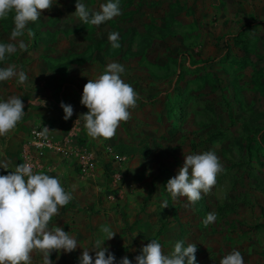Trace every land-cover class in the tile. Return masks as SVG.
Segmentation results:
<instances>
[{"label":"rangeland","instance_id":"1","mask_svg":"<svg viewBox=\"0 0 264 264\" xmlns=\"http://www.w3.org/2000/svg\"><path fill=\"white\" fill-rule=\"evenodd\" d=\"M76 2L52 0V8L27 26L34 33L26 37L28 51L0 61V68L14 64L25 73L39 64L47 75L48 65L55 63L50 56L58 52L46 51L44 45L60 33L59 26L65 28L61 47H71L61 55L83 57L82 70L70 76L75 84L61 78L62 91L73 86L69 93L76 92L75 98L67 102L66 96L59 103L73 107L72 117L65 121L67 129L80 128L76 143H90L101 159L97 155L100 160L88 175L75 171L71 180L64 173L56 177L72 199L52 217L49 229L61 227L81 247L71 253L53 252L50 259L54 264H80L83 250H93L98 238L106 240L102 229L109 226L117 234L104 246L115 255L116 264L124 256L135 264L142 247L153 239L165 254L178 241L185 247L196 244V264H220L234 250L240 251L244 264H264V118L258 116L264 112V67L255 65L254 47L250 43L247 51L240 47L230 52L229 35L215 43L221 41L220 47H200L201 33L195 26L199 23L193 20L195 0H119L121 15L109 22L122 30L117 42L125 47L111 46L110 31L105 51L93 47L102 42L92 34L97 27L73 16ZM81 2L98 11L107 0H98L97 10L91 7L95 0ZM132 9L139 14L138 23L126 17ZM52 10L54 17L44 24L43 14ZM13 27V14L0 19V43L8 42ZM71 29L80 30L64 38ZM90 29V38L80 33ZM113 62L123 65L121 79L138 94L137 106L129 109L130 119L120 123L113 138L93 139L79 119L88 112L81 104L83 88ZM22 86L15 79L0 82V102ZM60 112L64 120L63 109ZM245 121L253 127L245 129ZM208 151L223 165L215 186L195 203L184 197L173 200L166 185L183 166L184 156ZM209 213L216 220L206 225ZM90 255L94 258L95 252ZM31 256V264H43L41 252Z\"/></svg>","mask_w":264,"mask_h":264},{"label":"clouds","instance_id":"2","mask_svg":"<svg viewBox=\"0 0 264 264\" xmlns=\"http://www.w3.org/2000/svg\"><path fill=\"white\" fill-rule=\"evenodd\" d=\"M52 6V0H0V19H7L9 14H13L14 20L8 42L0 43V61L17 51H28L26 37L34 35L27 27L29 22L38 21L41 13ZM75 8L74 15L80 22L96 27L121 15L119 0H107L98 11L77 0ZM108 39L113 48L120 47L117 42L119 33H109ZM123 72V65L110 63L102 75L95 80L89 79L83 88L81 104L88 112L79 119L83 118L87 133L93 139L113 138L120 123L130 119L129 109L137 106L138 94L121 79ZM12 79L25 85L29 77L22 69L18 71L14 64L0 68V82ZM61 107L64 119L71 118L73 107L63 102ZM24 108L22 99L17 96L0 102V136L14 130L24 117ZM50 132L43 127L35 134L47 139ZM33 167L31 163H24L8 175H0V264H31L33 251L43 254V264H54L50 259L53 252L71 253L79 245L61 227L49 229L52 217L70 202L71 194L65 191L58 178L34 173ZM222 171L223 165L213 151L184 156L183 166L175 177L169 179L166 190L173 200L184 197L195 203L201 199L202 193H208L215 186L216 178ZM215 220L216 216L209 213L204 223L207 225ZM102 231L106 240L98 238L91 251L83 248L80 264H116L115 255L104 245L117 233L109 226H104ZM150 241L135 257V264H196V244L188 243L185 247L184 241H178L173 251L165 254L159 241ZM93 251L94 258L90 255ZM119 264H132V261L124 256ZM220 264H244V258L239 250H234L223 257Z\"/></svg>","mask_w":264,"mask_h":264},{"label":"crops","instance_id":"3","mask_svg":"<svg viewBox=\"0 0 264 264\" xmlns=\"http://www.w3.org/2000/svg\"><path fill=\"white\" fill-rule=\"evenodd\" d=\"M97 1L98 0H95L91 5V7L96 10L97 8L95 6ZM193 1L194 0H190L191 3H193ZM194 3L198 4V8L195 7V17L192 18L198 21L196 23H199V26H195H197V32L199 34L201 33L199 41L201 43L200 47H220L219 44H222L221 41L217 45H215V43H217L222 36L229 35L233 38V40L230 39L231 44H233L229 49L230 52H239L242 47H245L247 51L251 43L252 47H254L251 55L254 56L253 61L255 65L259 69L260 67H264V0H195ZM74 13L73 16H75ZM43 15L44 24H46L49 20L48 17H54L55 13L52 10V12H45ZM146 16L147 13L144 14V17ZM126 17H129L128 19L130 21L134 20V22L138 23L139 14H135L134 9L131 10V13H127ZM146 18L149 19V17ZM185 19L186 18L181 15V20ZM132 26L133 23L131 24V27ZM64 30L65 28L59 26L60 33L53 34V40H47L44 45L46 51L51 53L58 52L56 56L52 54L50 56L55 63H49L51 64L48 65L49 73L45 75L43 72L44 69H39V64L38 67L29 69L26 71L29 77L27 83L21 87V91L15 93V96L21 98L24 103L25 114L12 132L5 136H0V167H2L0 168V175H8L9 172L15 171L16 167L20 165L21 148L28 132L33 128L43 129V127H47L52 131L50 134L53 136L56 143L61 142L65 137L71 134V136H68V140L70 139L69 146L71 148H79V146L86 147L93 152L95 164L101 159V155L94 152L97 148H92L90 143H88L89 145L86 143H76L77 131H79L80 128L77 129V126L74 125L67 129L69 124L60 116L62 107L59 102L66 96L68 99L67 102L74 99L76 96V92L72 94L69 93V90L72 92V89H74L73 86L69 87V84H71V82V85L76 83V81H69L70 76H72V74L76 76V73H79L83 66L80 61L83 57L72 58L70 56L65 57L61 55V51L65 50L69 53L68 49L71 48L61 47L60 45V37H63V34H65ZM79 30L71 29V32L69 31L70 33L65 35L64 38L68 39V36L74 37ZM93 30V36H97L98 41H102L99 44L100 47L98 45L93 47H98V49H103L105 51L107 47L105 41L106 43L108 42L107 37L110 31L119 33V38L124 35L122 34V30L118 28V25L114 26L109 21ZM89 32H92L91 29L88 31H81L80 33L84 34V37L90 38L91 35ZM181 34L186 35L187 33L181 32ZM63 42L65 44V41ZM86 42L87 41L84 39V46H87ZM120 47H125V45L123 44ZM204 50L207 51L208 48ZM85 57L88 58V56ZM257 60H260V62H257ZM62 77L64 82H67V80L68 83L70 82L68 86H66L65 91H62L64 88L60 87ZM8 84L9 82L6 83V86ZM64 94L66 95L63 96ZM11 96L10 94H6V96L2 97V100L7 101ZM258 116L264 118V112L261 113L259 111ZM245 126L251 127L252 125L248 123V121H245ZM97 155L100 159H98ZM32 158L35 160L34 155H32ZM37 161L42 170H53L45 173L52 177H57L64 173L66 177L71 180L73 172H78L73 160L63 159L50 152L44 153ZM5 165L6 167H4ZM36 172L37 171L34 173Z\"/></svg>","mask_w":264,"mask_h":264},{"label":"built area","instance_id":"4","mask_svg":"<svg viewBox=\"0 0 264 264\" xmlns=\"http://www.w3.org/2000/svg\"><path fill=\"white\" fill-rule=\"evenodd\" d=\"M42 130L33 128L28 132L20 151V165L31 163L34 165L33 171H39L42 168L37 159L41 158L44 153L50 152L63 159L73 160L80 175H88L93 171L95 166L93 152L83 146L71 148L69 146L70 139L68 140V136H71V134L61 142L56 143L51 134H49L47 139L38 137L35 134ZM32 155H34L35 160L32 158Z\"/></svg>","mask_w":264,"mask_h":264},{"label":"trees","instance_id":"5","mask_svg":"<svg viewBox=\"0 0 264 264\" xmlns=\"http://www.w3.org/2000/svg\"><path fill=\"white\" fill-rule=\"evenodd\" d=\"M245 127H246L247 130L250 129L248 126H245ZM211 138H213V136H211Z\"/></svg>","mask_w":264,"mask_h":264}]
</instances>
